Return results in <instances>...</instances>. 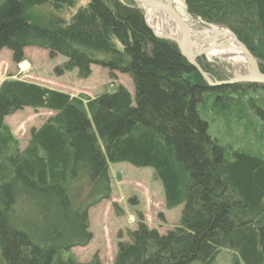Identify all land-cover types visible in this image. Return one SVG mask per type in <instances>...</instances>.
I'll return each instance as SVG.
<instances>
[{"label": "trees", "instance_id": "1", "mask_svg": "<svg viewBox=\"0 0 264 264\" xmlns=\"http://www.w3.org/2000/svg\"><path fill=\"white\" fill-rule=\"evenodd\" d=\"M75 1L0 0V52L8 50L16 65L27 48L60 56L66 61L57 76L75 70L87 79L92 66L111 79L126 74L134 105L120 84L88 98L11 77L0 83V263L101 264L96 255L79 262L72 249L92 240L88 212L110 199L109 165L127 163L153 170L166 211L183 209L165 234L138 214L113 264H214L223 248L234 253L232 264H264V157L227 152L197 112L204 93L243 86L207 87L130 3L88 0L68 20L29 15L44 4L73 9ZM183 1L191 16L228 29L255 58L264 56V0ZM250 105L264 121V110ZM25 108L54 114L20 150L5 119ZM82 181L91 194L77 207L72 192Z\"/></svg>", "mask_w": 264, "mask_h": 264}, {"label": "rangeland", "instance_id": "2", "mask_svg": "<svg viewBox=\"0 0 264 264\" xmlns=\"http://www.w3.org/2000/svg\"><path fill=\"white\" fill-rule=\"evenodd\" d=\"M120 1L137 6L130 0ZM181 1L184 5L186 22L188 21L187 24L193 31V40H197L200 33H206L211 29L222 30L223 27L205 23L197 17H190L184 1ZM87 2L88 0H76L73 9L64 6L55 9L50 4H44L33 7L29 15L39 21H47L52 16L68 20ZM143 13L146 16L144 10ZM220 39L221 37L215 42L219 46H224L223 43L226 41L219 42ZM193 57H196L198 64L212 80L224 81L232 79L235 75H247L244 64L246 61L243 59L207 57L205 54L193 55ZM24 58L20 65H16L13 64L8 50L4 49L0 52V83L11 77L59 90L72 97L88 98L103 92L112 93L120 84L130 93L134 105V86L131 78L126 74L117 73L116 78L111 79L106 69L92 66L91 75L87 79L78 78L75 70L57 76L55 68L66 61L64 58L58 56L50 59L46 51L33 48L24 50ZM254 59L257 61L258 69L264 74V56L261 59L255 57ZM241 86H243L242 91L225 90L219 94L211 90L209 93H204L202 101L197 105V112L207 123L209 136L216 139L227 152L235 150L250 156L264 157V121L254 113L250 105L253 103L264 110V91L244 89V84ZM51 116L52 112L47 110L35 111L25 108L7 117L5 124L17 140L20 150H23L28 145L31 131L39 129ZM108 174L111 187L110 199L101 202L88 212L92 240L87 246L72 249V254L82 263L89 262L96 255L101 264H113L118 243L128 241L127 233L137 228L138 214L143 216L149 228L157 229L160 234H165L178 225L180 220L183 207L166 211L161 183L155 178L151 168H136L127 163L110 164ZM90 194V183L80 182L72 192L73 204L77 207L82 205ZM233 254L230 249H221L214 264H232Z\"/></svg>", "mask_w": 264, "mask_h": 264}, {"label": "bare ground", "instance_id": "3", "mask_svg": "<svg viewBox=\"0 0 264 264\" xmlns=\"http://www.w3.org/2000/svg\"><path fill=\"white\" fill-rule=\"evenodd\" d=\"M170 5L186 22V17L183 10L184 5L182 1L170 0ZM144 12L146 14V22L148 26L152 28L156 36L174 37L179 42L180 46L184 47L185 40L180 28L177 26V24L174 23V21L166 14L163 9H145ZM169 29H171L172 31H170ZM219 37H221L219 42L226 41V43H223L226 49L219 48L220 46L215 42ZM197 38V40H193V55L204 54V52L207 51L205 53L207 57H227L230 60H234V58H240L246 61V63H244L246 66V74L249 75L252 72L250 61L246 53L242 50L238 42L235 40L234 36L229 31L211 29L206 33H200ZM254 64L255 66H257L256 62Z\"/></svg>", "mask_w": 264, "mask_h": 264}, {"label": "water", "instance_id": "4", "mask_svg": "<svg viewBox=\"0 0 264 264\" xmlns=\"http://www.w3.org/2000/svg\"><path fill=\"white\" fill-rule=\"evenodd\" d=\"M137 4V8L141 11L145 9L149 10H155V9H163L166 14L174 21L175 24L180 28L184 40L185 45L184 47H181L179 42L174 37H159L164 40H167L171 43H174L177 46V49L180 53V55L184 58V60L192 66L200 75V77L203 79V81L206 83L207 87L209 88H217L221 86H233L237 84H246V85H252V84H258L261 86H264V74L261 73V71L258 69V66H255V62L257 61L254 59L253 55L249 52V50L241 44L235 35L230 32L228 29L222 28V30L229 31L235 38V40L238 42L242 50L246 53L249 61L250 66L252 69V72L249 75L244 76H234L232 79H227L224 81H215L212 80V78L208 75L207 72L203 70V68L198 64L196 61V58L193 57V31L189 27V25L185 22V20L177 14V12L171 7L170 0H130ZM187 14L190 17H193L190 15V13L187 12ZM145 17V16H144ZM146 21V19H145ZM147 23V22H146ZM221 49H226L225 46H220ZM206 52H204L205 54Z\"/></svg>", "mask_w": 264, "mask_h": 264}, {"label": "crops", "instance_id": "5", "mask_svg": "<svg viewBox=\"0 0 264 264\" xmlns=\"http://www.w3.org/2000/svg\"><path fill=\"white\" fill-rule=\"evenodd\" d=\"M54 113H52V115H53Z\"/></svg>", "mask_w": 264, "mask_h": 264}]
</instances>
